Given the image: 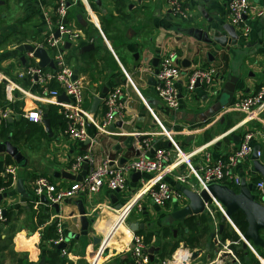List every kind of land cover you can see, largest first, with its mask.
<instances>
[{
    "label": "crops",
    "instance_id": "1",
    "mask_svg": "<svg viewBox=\"0 0 264 264\" xmlns=\"http://www.w3.org/2000/svg\"><path fill=\"white\" fill-rule=\"evenodd\" d=\"M185 2L192 12L188 19L172 13L167 0H70L66 22L77 37L67 38L62 49L83 85L89 136L81 141L65 133L64 111L71 99L60 83L52 81L50 87L69 100L46 95L44 86L28 73L31 65L55 72L54 53L44 48L49 62L42 64L40 57H31L29 49L20 48L47 43L57 28V0H0V109H10L6 119L0 116V177L12 181L9 187H0L5 216L0 219V264H92L97 258V264H130L136 236L150 258L153 255L151 264L170 259L174 246L177 250L181 245L199 251L194 259L198 263L230 250L234 254L229 257L231 264H251L257 254L264 255V247L252 241L244 246L243 231L214 202L199 214L175 216L199 186L188 165L176 161L179 151L191 155L198 169L206 152L226 157L241 145L247 131L261 133L253 144L264 149V105L250 113L233 108L264 87V15L246 16V33L232 21L229 0ZM250 2L264 5V0ZM210 20L234 25L237 43L222 46L199 39L194 29L207 27ZM171 52L177 53L183 72L177 82L182 96L177 116L156 90L161 59ZM199 67L216 70L215 84L209 88L200 83L189 91L188 76ZM117 87L123 92V108L103 127L105 99ZM219 103L221 109L209 115ZM32 110L42 113L41 122L25 117ZM149 138L171 151L172 160L161 174H142L135 180L132 173L127 191L104 187L96 193L80 192L55 202L58 208L34 194L38 176L59 187L71 184L73 180L64 173L80 174L87 163L74 170L79 155L91 151L97 163L110 159L122 165L140 156ZM6 143L17 149L20 159L7 151ZM252 169L250 156L240 163L237 173L251 178ZM182 175L187 176L185 182L178 180ZM158 176L177 193L164 205L142 194ZM253 179L264 178L257 174ZM135 203L122 217L123 209L126 212ZM84 219L88 221L85 235L81 234ZM134 223L144 227L134 231ZM60 228L64 239L57 241ZM235 234L241 243L233 244Z\"/></svg>",
    "mask_w": 264,
    "mask_h": 264
},
{
    "label": "built area",
    "instance_id": "2",
    "mask_svg": "<svg viewBox=\"0 0 264 264\" xmlns=\"http://www.w3.org/2000/svg\"><path fill=\"white\" fill-rule=\"evenodd\" d=\"M170 4L171 11L175 15L188 19L192 17V12L186 6L185 0H167ZM70 8V0H57L55 13L57 16V28L52 30L47 43L45 45L34 46V50L29 52V56L35 57V50L37 48H45L54 53V58L57 63L55 72H47L40 67L31 65L28 69L30 77L37 80L44 86V93L52 97H58L60 91L57 88L50 87L52 81H57L63 88V93L68 95L71 103L66 107L64 114L67 119L65 133L73 139L85 140L88 138L87 117L83 109L84 91L82 83L74 78V73L67 63L65 52L62 49L65 40L68 38L77 37L72 28L66 22ZM229 10L232 21L244 27L246 33L249 28L246 25V16L260 17L264 15V5H254L250 0H229ZM59 31V35L56 33ZM177 53L171 52L162 57L160 68L158 71L157 94L161 100L174 112V116L178 115L181 106L182 96L177 87L178 79L182 76L183 72L181 67L176 61ZM216 80V70L214 68H197L188 76V90L194 91L197 83L204 86L212 87ZM123 92L121 88L112 90L105 99L106 113L103 118L102 126L107 127L115 117L120 114L123 108ZM264 105V87L256 94L246 97L244 100L236 102L233 108L241 110L245 113H250L254 107ZM10 109H0V116L6 119L9 116ZM25 117L35 122L43 120L42 113L37 110L29 111ZM256 135L262 136L259 131H247L243 136V141L239 147L231 151L226 157H214L210 152L205 153L204 161L198 169L192 165L191 155L179 151V158L176 160L178 164L182 162L188 165L191 173L196 177L198 184H202L205 188L212 183H222L239 186L242 180L240 174L237 173V167L242 161L248 157H252L255 150L253 140ZM258 156L264 160V149L258 148ZM172 160L171 151L158 147V140L149 138L144 141L142 152L140 156L132 159L131 161L115 165L112 160L106 159L101 163L95 161L93 153L90 151L87 154L77 156L73 169H81L83 163L87 162L89 168L86 177L82 181H73L68 186L59 187L52 183L45 176H38L35 179L34 194L37 197L45 195L51 202H61L66 198H72L80 192L96 193L107 187L111 190L127 191L129 188L130 176L136 171H140L143 175L148 174H161L163 173L169 162ZM264 162V161H263ZM177 164V163H176ZM177 164V165H178ZM8 171L13 172V169ZM251 176L255 177L252 174ZM186 175L178 177L180 182L186 181ZM251 177V178H252ZM143 179V178H142ZM257 189L255 190L256 197L259 201L264 203V179L256 182ZM141 191V189H140ZM2 192V189H0ZM141 193V192H140ZM143 196H148L157 205H164L173 195H176L174 187L168 182L158 176L156 181L147 186L143 191ZM214 202L219 210L225 212L222 204L215 198L211 202L205 204L206 209L209 208L210 203ZM135 203L124 215L135 207ZM137 207L142 209V205L138 204ZM0 219H4V214L0 208ZM236 225V224H235ZM236 227V226H235ZM237 229V227H236ZM238 230V229H237ZM244 239L242 234L240 237ZM64 234L62 228L59 229V239L62 241ZM240 239V240H241ZM234 244L238 241H234ZM146 245L141 241L139 236H136L133 241V257L130 264H150L151 258L145 250ZM182 250L185 255L182 258H177L176 253ZM230 252L228 256L222 257L223 253H219L216 260L209 261L206 264H213L219 261L220 264L228 261L231 262L230 256L234 255ZM99 254V252H98ZM103 252L101 253V257ZM193 251L181 245L173 255L172 259H166L162 264H200L193 258ZM100 259H95L92 264H97ZM236 261V258L233 261ZM239 264V263H238ZM251 264H264V255L257 254L256 261Z\"/></svg>",
    "mask_w": 264,
    "mask_h": 264
},
{
    "label": "water",
    "instance_id": "3",
    "mask_svg": "<svg viewBox=\"0 0 264 264\" xmlns=\"http://www.w3.org/2000/svg\"><path fill=\"white\" fill-rule=\"evenodd\" d=\"M194 31L197 32V37L206 41L207 43H218L222 46H226L227 43L233 42L237 43L239 39V34L236 31V27L232 24L221 23L220 20H210L209 25L205 28H196ZM60 33L57 31L56 35L58 36ZM233 40V41H232ZM26 47L30 51L34 50L33 45H24L20 48L23 49ZM35 55L42 59V64H46L49 62L47 52L44 48H37L35 50ZM51 65L54 66V63L51 62ZM77 79L76 75L74 76ZM200 85V83H197ZM61 100H69L68 97L61 95L58 98ZM218 109H221V104H217L215 108H212L208 113L209 115L214 114V112ZM206 118V115H205ZM7 151L14 155L17 159H20L17 154V149L12 147L10 143H6ZM253 169L252 174L257 175L260 174L264 178V162L258 156V147L255 148L253 155ZM88 164H84V169L80 174H74L71 172L64 173L65 177L71 179L73 181H82L84 177H86L88 172ZM142 177V173L140 171H136L133 174V178L135 180L140 179ZM254 178V177H253ZM253 178L244 177L241 180L239 185V189L232 187L229 184L222 183H212L205 188L202 184L198 186V190L189 194L190 203L177 211L175 213L176 217H187L194 214H199L204 212L206 209L205 204L207 202H211L213 198L217 199L222 206L225 208V218H231L232 215L238 211H241L245 219L247 221V229L243 232V244L247 247V241H252L255 245L264 247V203L259 201L256 197L255 190L257 189L256 182L254 183ZM2 196L0 195V198ZM41 199L48 203V199L45 195L41 196ZM54 206L58 208V204L54 203ZM123 205H119L120 208ZM81 214L85 216L86 211L81 209ZM139 227L143 228L144 225H140L139 223H134L131 225V229L134 231L138 230ZM223 227V225H221ZM88 233V221L84 219L82 221V232L81 234ZM76 236H79L78 234ZM199 251H193V259H196V256ZM230 252L224 251L222 257L228 256ZM151 255V261L154 257Z\"/></svg>",
    "mask_w": 264,
    "mask_h": 264
},
{
    "label": "trees",
    "instance_id": "4",
    "mask_svg": "<svg viewBox=\"0 0 264 264\" xmlns=\"http://www.w3.org/2000/svg\"><path fill=\"white\" fill-rule=\"evenodd\" d=\"M11 183H12L11 179L4 181V179L2 177H0V187L7 188L11 185ZM232 219H233L234 223L240 228L241 231H243V232L246 231L248 224H247V221L245 219L244 214L241 211L234 213L232 215ZM1 220H5V216H4V219H1ZM232 237L234 238V241H238L239 243H241L238 234H235ZM263 238H264V232H263ZM148 240L149 239H146V242H148ZM234 247L237 248L236 246H234ZM176 248L177 247L174 246L173 251L176 250ZM173 251L170 253L171 254L170 256H172ZM261 252L264 254V250H261ZM152 264H157V263L154 262Z\"/></svg>",
    "mask_w": 264,
    "mask_h": 264
},
{
    "label": "bare ground",
    "instance_id": "5",
    "mask_svg": "<svg viewBox=\"0 0 264 264\" xmlns=\"http://www.w3.org/2000/svg\"><path fill=\"white\" fill-rule=\"evenodd\" d=\"M126 212H124V209H123V214H122V217L123 215L125 214ZM125 216V215H124ZM185 255V252H183L182 250H179L177 253H176V257L177 258H182L183 256ZM171 264H175V263H171ZM183 264H186V263H183ZM213 264H220L219 261H216L214 262Z\"/></svg>",
    "mask_w": 264,
    "mask_h": 264
},
{
    "label": "rangeland",
    "instance_id": "6",
    "mask_svg": "<svg viewBox=\"0 0 264 264\" xmlns=\"http://www.w3.org/2000/svg\"><path fill=\"white\" fill-rule=\"evenodd\" d=\"M242 236H243V232H242ZM238 245H239V244H238ZM253 249H255V252H256V253H259V252L257 251V249L255 248V246H254ZM255 252H254V253H255ZM255 257H256V256H255ZM172 258H173V255L171 256L170 259H172ZM217 258H218V257H215V258L212 259V260L214 261V260H216ZM208 262H209V261H203V262H201L200 264H206V263H208ZM231 263H232V262H227V261H226V262H224L223 264H231Z\"/></svg>",
    "mask_w": 264,
    "mask_h": 264
},
{
    "label": "flooded vegetation",
    "instance_id": "7",
    "mask_svg": "<svg viewBox=\"0 0 264 264\" xmlns=\"http://www.w3.org/2000/svg\"><path fill=\"white\" fill-rule=\"evenodd\" d=\"M254 181V183L256 182L255 180H253Z\"/></svg>",
    "mask_w": 264,
    "mask_h": 264
}]
</instances>
